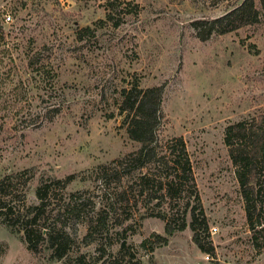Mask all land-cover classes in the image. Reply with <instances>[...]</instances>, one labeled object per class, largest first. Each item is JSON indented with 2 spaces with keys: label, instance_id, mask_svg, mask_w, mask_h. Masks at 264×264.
<instances>
[{
  "label": "rangeland",
  "instance_id": "obj_1",
  "mask_svg": "<svg viewBox=\"0 0 264 264\" xmlns=\"http://www.w3.org/2000/svg\"><path fill=\"white\" fill-rule=\"evenodd\" d=\"M240 1L0 0V179L10 176L0 199L23 212L38 203L42 180L73 175L50 196L76 201L80 215L61 218L73 241L69 259L60 260L48 249L32 252L0 222V264H264V233L249 227L224 140L229 123L264 107V18L206 39L193 26ZM136 81L143 91L164 87L161 143L186 140L208 224L199 226L201 244L184 212L193 198L141 196L140 170L119 171L114 162L140 147L127 123L141 101L127 95ZM141 171L159 177L154 168ZM124 187L128 203L116 201ZM99 213L108 221L87 238L88 219ZM168 218L186 227L168 235Z\"/></svg>",
  "mask_w": 264,
  "mask_h": 264
},
{
  "label": "trees",
  "instance_id": "obj_2",
  "mask_svg": "<svg viewBox=\"0 0 264 264\" xmlns=\"http://www.w3.org/2000/svg\"><path fill=\"white\" fill-rule=\"evenodd\" d=\"M258 7L256 0H241L224 14L206 20L197 19L193 26L201 39L217 33H227L237 30L245 25H249L264 18V0H259ZM2 46V45H0ZM29 64H33L29 59ZM39 71V70H38ZM46 69L43 73H46ZM133 89L127 90L130 96L135 92L141 101L135 108L129 109L130 117L128 123L129 136L140 143V147L129 152L122 158L115 160L119 171L124 168L139 169L140 174L136 180L139 185L138 191L141 196H152L150 192H161L160 196L176 201L185 196L191 201L196 202L192 206H186L185 214L190 213L191 228L193 230V239L195 242L202 243V235L199 226L204 224L207 228V220L201 207L200 195L197 189L193 161L188 151L186 140L183 136H176L166 139L161 143L158 128L162 116L163 85L142 90L138 87L137 81L132 85ZM142 92V93H141ZM224 140L228 146L229 155L236 167V175L240 183L241 191L245 198L247 221L254 234L264 233V107L257 114L250 118H244L229 123L224 130ZM106 166V165H105ZM100 167V166H99ZM102 167H104L102 165ZM145 167L157 170L159 177H150L149 171H141ZM25 172H17L13 175L20 176ZM73 175L60 178L53 176L50 181L42 180L36 189L38 203L26 206L25 211L16 208L11 198L4 197L0 199V222L9 225L13 232L20 234L26 242L27 248L34 253H39L44 249L50 251L52 258L69 259L71 241L70 233L66 229V215H73L77 221L80 215L78 204L75 201L54 203L50 188L52 186L65 188L71 181ZM122 175H118V180ZM10 176L0 179V193H3L4 184ZM132 187V185H128ZM149 190V191H148ZM128 189L118 192L116 201L128 203ZM158 198V195L153 196ZM24 198L23 195L19 196ZM189 202V201H188ZM52 204H54L53 207ZM51 206V207H50ZM199 212L203 219H199ZM107 213H99L95 217L88 219V232L86 237L94 236L96 229L107 223ZM152 214L165 218L162 211H151ZM56 216L57 218H54ZM60 222V223H59ZM186 222L175 225L171 219H167L165 230L168 235H172L176 229H184ZM163 242L168 241V236L156 235ZM90 240H94L91 237ZM125 241L121 243L120 251H124ZM207 252H212V244L204 248ZM67 261V260H66Z\"/></svg>",
  "mask_w": 264,
  "mask_h": 264
},
{
  "label": "built area",
  "instance_id": "obj_3",
  "mask_svg": "<svg viewBox=\"0 0 264 264\" xmlns=\"http://www.w3.org/2000/svg\"><path fill=\"white\" fill-rule=\"evenodd\" d=\"M5 17H6L7 20H11V15H10V14H6ZM216 229H217V228L214 227V230H216ZM208 257H209V254H207V258H208Z\"/></svg>",
  "mask_w": 264,
  "mask_h": 264
}]
</instances>
